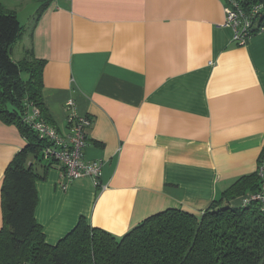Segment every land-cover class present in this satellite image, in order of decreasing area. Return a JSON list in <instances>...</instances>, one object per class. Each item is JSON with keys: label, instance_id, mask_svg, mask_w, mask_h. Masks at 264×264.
Here are the masks:
<instances>
[{"label": "crops", "instance_id": "1", "mask_svg": "<svg viewBox=\"0 0 264 264\" xmlns=\"http://www.w3.org/2000/svg\"><path fill=\"white\" fill-rule=\"evenodd\" d=\"M0 1L24 25L17 58L29 48L46 62L47 121L68 133L70 99L92 118L84 158L102 162L109 186L100 190L90 177L61 183L60 166L48 169L35 210L47 242L81 217L121 237L166 209L199 215L257 172L264 32L232 42L224 0ZM24 144L17 126L0 121V228L5 169Z\"/></svg>", "mask_w": 264, "mask_h": 264}, {"label": "trees", "instance_id": "2", "mask_svg": "<svg viewBox=\"0 0 264 264\" xmlns=\"http://www.w3.org/2000/svg\"><path fill=\"white\" fill-rule=\"evenodd\" d=\"M237 1L247 11L257 8L251 18L264 26V0ZM23 36L16 10L0 1V121L17 126L25 141L6 167L1 187L0 264H264L261 204L231 203L259 191L258 172L238 178L199 215L166 209L121 237L81 217L57 243L47 242L35 216L37 182L56 163L44 153L47 141L26 120L37 108L47 121L42 99L46 62L29 48L15 57Z\"/></svg>", "mask_w": 264, "mask_h": 264}, {"label": "built area", "instance_id": "3", "mask_svg": "<svg viewBox=\"0 0 264 264\" xmlns=\"http://www.w3.org/2000/svg\"><path fill=\"white\" fill-rule=\"evenodd\" d=\"M226 3V20L224 27L230 28L233 32L232 42L237 45L245 44L254 33L264 32V26L255 18H251L257 12V8L247 11L237 0H224ZM69 109L68 133H59L54 126L49 124L41 115L39 109L29 111L26 120L32 124L35 132L47 141L44 153L60 166L61 183L69 184L73 179L83 176L92 178L94 184L106 190L108 184L102 182V162L99 160H86L84 148L88 140V129L92 124V118L81 115L76 110L73 99L66 102ZM258 175L261 179V188L256 193L245 196L244 204L250 201H258L264 210V150L259 159Z\"/></svg>", "mask_w": 264, "mask_h": 264}, {"label": "rangeland", "instance_id": "4", "mask_svg": "<svg viewBox=\"0 0 264 264\" xmlns=\"http://www.w3.org/2000/svg\"><path fill=\"white\" fill-rule=\"evenodd\" d=\"M26 15V14H25ZM30 15V14H29ZM24 18V15H21V19H23ZM18 47H17V49L15 50V57L17 58L18 57V55H19V52H20V43L17 45ZM56 164H58L57 162H55ZM83 177H87V176H83ZM80 178H82V177H80ZM80 178H77V179H73L71 182H73V181H75V180H78V179H80ZM70 182V183H71ZM94 183V182H93ZM95 185V184H94ZM96 186V185H95ZM98 187V186H97ZM108 189V188H107ZM100 190H102L101 188H100Z\"/></svg>", "mask_w": 264, "mask_h": 264}]
</instances>
